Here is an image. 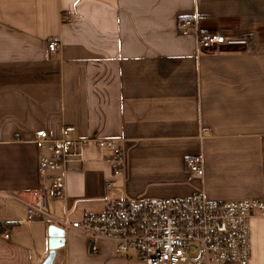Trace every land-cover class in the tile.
I'll return each mask as SVG.
<instances>
[{
  "label": "crops",
  "instance_id": "crops-1",
  "mask_svg": "<svg viewBox=\"0 0 264 264\" xmlns=\"http://www.w3.org/2000/svg\"><path fill=\"white\" fill-rule=\"evenodd\" d=\"M184 20L193 26L181 28ZM197 31L249 45L199 52ZM63 129L88 144L68 165L65 197L47 195L52 218L196 193L263 201L264 0H0V264H43L52 226L63 236L51 264H143L29 216L17 200L43 183L36 135ZM98 141L123 149V173ZM196 156L201 177L187 168ZM250 247L248 264H264L259 216Z\"/></svg>",
  "mask_w": 264,
  "mask_h": 264
},
{
  "label": "built area",
  "instance_id": "built-area-1",
  "mask_svg": "<svg viewBox=\"0 0 264 264\" xmlns=\"http://www.w3.org/2000/svg\"><path fill=\"white\" fill-rule=\"evenodd\" d=\"M192 26L191 20L180 24L183 29ZM248 45L247 37L196 32L199 52L238 51ZM58 47L56 41L49 40L47 48L50 52H56ZM35 142L41 152L39 174L43 183L17 198L27 207L29 216L46 217L50 224L71 228L92 242H111L118 253L128 259L135 253L143 264L249 263L250 219L259 216L264 220V201L209 200L201 193L176 199H122L107 203L99 213L79 220H58L48 214L47 195L49 193L53 199L65 197L68 165L81 158L88 142L72 139L67 129L54 139L40 132ZM97 145L112 153L114 174L123 173V149L113 141H98ZM187 168L193 175L203 176L202 158L189 159ZM92 250L95 252L96 248Z\"/></svg>",
  "mask_w": 264,
  "mask_h": 264
},
{
  "label": "water",
  "instance_id": "water-1",
  "mask_svg": "<svg viewBox=\"0 0 264 264\" xmlns=\"http://www.w3.org/2000/svg\"><path fill=\"white\" fill-rule=\"evenodd\" d=\"M49 234L51 236V240H50V250L52 252H50L48 258L46 259V261L43 264H51L53 256H54V252L53 250L58 248L59 245H61V241H62V236H63V232L61 230H59L58 228L52 226L49 230Z\"/></svg>",
  "mask_w": 264,
  "mask_h": 264
},
{
  "label": "rangeland",
  "instance_id": "rangeland-1",
  "mask_svg": "<svg viewBox=\"0 0 264 264\" xmlns=\"http://www.w3.org/2000/svg\"><path fill=\"white\" fill-rule=\"evenodd\" d=\"M264 201V200H263Z\"/></svg>",
  "mask_w": 264,
  "mask_h": 264
}]
</instances>
